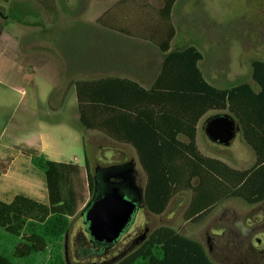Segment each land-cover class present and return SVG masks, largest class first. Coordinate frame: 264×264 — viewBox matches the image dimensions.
Segmentation results:
<instances>
[{"label": "rangeland", "instance_id": "obj_1", "mask_svg": "<svg viewBox=\"0 0 264 264\" xmlns=\"http://www.w3.org/2000/svg\"><path fill=\"white\" fill-rule=\"evenodd\" d=\"M162 4L163 0H0V198L23 192L46 200L43 171L21 153L4 152L15 144L36 145L41 137L52 160L84 168L87 151L93 175L98 166L135 161L138 183L144 186L145 174L137 157L132 159L134 150L116 149L111 142L102 143L97 132L82 129L74 83L98 77L102 30L132 29L139 21L159 20L157 6ZM174 20L181 41L205 50L203 69L209 77L221 71L231 76L214 80L217 83L231 86L250 79V61L264 59V0H178ZM205 140L215 157L226 159L231 148L237 155H248L239 132L230 145ZM202 151L208 153L203 144ZM87 197L89 201L92 194L87 192ZM189 200V193H181L161 215L139 206L127 230L102 253L82 238L89 236L85 204L71 218L65 236L67 264L110 263L132 250L137 236L160 225L202 242L214 263H261L264 202L249 205L229 198L202 222L191 223L183 216ZM16 240L2 242L12 249ZM42 261L39 257L37 264Z\"/></svg>", "mask_w": 264, "mask_h": 264}, {"label": "trees", "instance_id": "obj_2", "mask_svg": "<svg viewBox=\"0 0 264 264\" xmlns=\"http://www.w3.org/2000/svg\"><path fill=\"white\" fill-rule=\"evenodd\" d=\"M176 1L163 0L158 9L163 31L171 23ZM175 31L171 27L165 40L157 43L164 59L150 88L107 76L77 79L75 91L82 128L134 146L145 174L143 204L148 212L161 215L176 196L189 193L184 219L200 223L229 198H241L249 205L264 202V59L251 60L252 82L218 87L205 78L200 67L203 54L195 45L170 50ZM113 88L118 91L114 95ZM210 111L235 118L238 132L255 154L250 167L237 169L199 150L197 125ZM4 152L29 157L43 171L47 193L46 200L23 192L0 198V264H37L39 257L41 264H67L65 236L71 218L88 203L87 192L93 194L95 189L87 151L84 168L75 162L51 160L41 149L25 143ZM6 238L17 239L12 249L4 246ZM135 239L132 250L104 264H217L202 242L169 225L148 231L138 244Z\"/></svg>", "mask_w": 264, "mask_h": 264}, {"label": "crops", "instance_id": "obj_3", "mask_svg": "<svg viewBox=\"0 0 264 264\" xmlns=\"http://www.w3.org/2000/svg\"><path fill=\"white\" fill-rule=\"evenodd\" d=\"M177 4H178V0L174 5L172 11L171 23L169 25L167 24L166 31L162 30L163 26H162V21L160 19L149 20V21L144 20V22L139 21L135 24V27L132 29L130 27L129 28L114 27L112 29L102 30L103 31L101 35L102 38L101 40L99 39L98 42L99 52L96 59V68L99 74L97 78L107 77V76L127 78L136 81L144 88L147 89L150 88L154 84L158 75L160 74L162 62L164 59V53L161 51L157 43L163 42L166 38V34H168L171 27H174L176 31H175V36L170 42V50H177L184 48L188 45H195L203 54V60L200 63V67L202 68L204 76L207 79V81L218 87H229L230 85H223L214 81V80L224 81L227 77L230 78L231 76L228 75L225 71H221L218 74L212 75L211 77H209L205 73L203 69V65H204V61H206V55H205V50L202 49L200 45L196 43H189L188 41L185 42V40L184 41L180 40L178 27L174 20V12ZM162 6L163 4L157 7L160 8ZM242 81L243 80L239 82ZM244 81L252 82L251 61H250V79H245ZM127 87H130L129 84H127ZM74 89H75V83H74ZM114 89L116 88H113L112 90L113 95L116 94V92H118ZM121 92L122 91H119V93ZM215 114L217 113L211 111L208 112L199 120L197 125L196 142L198 148L204 155L211 157H215V156L212 155V153L210 152L213 150V147L209 144V142L205 140V137L206 138L208 137L205 132V127L208 119ZM82 129L85 130L84 128ZM95 132H97V137L102 143L111 142V144L115 146L116 149L119 150H124V151L134 150V146L129 143L117 141L101 131H95ZM180 139L182 141H188V138L185 135H180ZM241 141L242 143H244V145H246V147H244L243 145L241 146L248 151V155L245 156L241 153L237 155V151L231 148L232 150L230 149L229 152H226L224 155L226 159H221V158L219 159L225 161L226 163L237 169H245L250 167L255 161V154L253 150L243 141L242 137H241ZM202 144L204 146V149L208 153H204L202 151ZM28 145L36 146L37 148L41 149L42 152H44V149L48 146L43 137L39 138L36 141V145H33L32 143H28ZM132 159L134 160L136 159V156L134 154L132 156ZM59 162H65V161H59Z\"/></svg>", "mask_w": 264, "mask_h": 264}, {"label": "water", "instance_id": "obj_4", "mask_svg": "<svg viewBox=\"0 0 264 264\" xmlns=\"http://www.w3.org/2000/svg\"><path fill=\"white\" fill-rule=\"evenodd\" d=\"M238 130L239 125L229 113H217L211 116L205 127L208 138L221 145H230ZM128 164L130 167L125 172L127 176L110 186L99 189L96 180L93 197L83 209L89 236L93 241L106 246L118 241L133 221L139 206L144 203L143 187L137 184L136 164L133 161ZM125 182L138 189V197L132 198L124 192L122 185ZM146 235L147 230L137 236L135 243L144 240Z\"/></svg>", "mask_w": 264, "mask_h": 264}, {"label": "flooded vegetation", "instance_id": "obj_5", "mask_svg": "<svg viewBox=\"0 0 264 264\" xmlns=\"http://www.w3.org/2000/svg\"><path fill=\"white\" fill-rule=\"evenodd\" d=\"M129 162L113 164V165H109V166H106V167H101V166L96 167V173L94 175L95 186H96V180L98 182L99 189H102L104 187L110 186L113 182L119 181L123 177H126L127 173H125V172L130 167V164H128ZM137 184L139 185L138 180H137ZM139 186H141V185H139ZM122 187H123L124 192L127 195H129L130 197H132V198L138 197V189H136L133 186H131L129 184V182H125L122 185ZM93 194H94V192H93ZM93 194H92V197H93ZM142 205H144V204L142 203ZM86 226H87V224H86ZM82 238L86 242L88 241L91 244L92 247H95V248H97L99 250L104 249V248L107 247L106 245H104L102 243L93 241L91 239V237L90 236H86V234H83Z\"/></svg>", "mask_w": 264, "mask_h": 264}]
</instances>
